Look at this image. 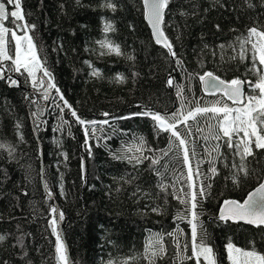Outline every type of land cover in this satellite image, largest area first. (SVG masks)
Returning <instances> with one entry per match:
<instances>
[{
	"label": "trees",
	"instance_id": "16d2710c",
	"mask_svg": "<svg viewBox=\"0 0 264 264\" xmlns=\"http://www.w3.org/2000/svg\"><path fill=\"white\" fill-rule=\"evenodd\" d=\"M106 2L115 4V11L104 7ZM21 7L27 24L35 25L27 31L52 78L38 72L44 83L33 87L23 69L9 70L11 61L0 65L5 66L0 79V264H61L54 216L71 264H148L142 254L157 233L163 234L166 254L156 264H182L185 243L184 254L192 255L191 216L189 205L177 197L190 199L186 194L193 191V182L196 190L205 187L196 211L217 264H230L225 250L229 240L246 249L254 242L264 252V226L218 217L224 200L243 201L261 183L264 149L253 147L255 155L243 162L248 175L240 174L236 183L233 174L241 159L226 138L210 135L209 126L216 121L197 117L187 126L177 123L189 148H195L189 181V165L172 144L171 133L151 116L137 115L186 114L215 100L234 107L221 93L205 94L199 76L212 72L226 81H256L249 72L250 45L248 59L241 60L237 37L247 36L251 27L264 30V0H170L163 29L176 56L154 42L143 0H21ZM106 22L114 31L104 32ZM5 26L14 29L12 18ZM105 39L118 44L121 54L101 47L98 41ZM252 91L245 86L246 94ZM73 110L80 119L96 123L80 124ZM153 159L159 163L152 164Z\"/></svg>",
	"mask_w": 264,
	"mask_h": 264
},
{
	"label": "snow or ice",
	"instance_id": "6c2138e0",
	"mask_svg": "<svg viewBox=\"0 0 264 264\" xmlns=\"http://www.w3.org/2000/svg\"><path fill=\"white\" fill-rule=\"evenodd\" d=\"M170 0H143L144 6L147 9V18L152 25L156 43L162 44L169 50L172 56H176L173 51V46L169 42L168 37L164 34L161 23L163 21L164 10L168 7ZM7 4L14 5L15 10L9 11ZM0 0V65L5 61H11L9 70L20 72L23 69L27 72L28 76L32 78L33 87L38 84L43 85L42 79H37V73L42 71L44 77L51 80V73L44 68L42 62L37 54V48L34 43L33 37L28 34L29 28H35V25H28L25 14L21 7V0ZM104 7L111 8L113 11L116 5L106 2ZM12 18L14 29H9L5 26V21ZM21 22V23H17ZM16 29L24 30L22 35H18ZM114 31V27L110 23H105L104 32ZM11 37V38H10ZM240 41V59H248L249 49L246 47L250 45L252 67L249 72L256 75L255 82L235 78L230 81L221 80L219 76L214 75L212 72H205L199 76V80L203 82L205 92H220L227 101H231L233 106L223 100H215L211 103L210 107H202L199 104L194 109L188 110L187 113L183 110L173 112L171 116L161 115L159 112L145 111L137 115L151 116L157 123L158 127L164 131L170 132L174 138L172 144L182 153L184 162L188 163L187 179L193 180V169L190 163V153L195 154V148H189V139L177 130V123L188 125L189 120L195 121L197 117H208L215 120L214 125H210V135L215 139L226 138L227 146L235 148L236 154L240 156L241 165L237 168V172L233 174L234 182H239V175H248V169L244 165V161L249 156H254L255 149H264V30L258 27H251L248 29L247 36L241 38L237 37ZM101 47H106L110 52H115L117 55L121 54L120 46L105 39L98 41ZM5 66H0V79L4 78ZM98 71L93 75H98ZM122 80L123 77H120ZM11 84L15 85L17 81L11 80ZM168 84H172L169 79ZM245 86L252 89L253 95L246 94ZM50 88H54L55 84H49ZM177 95L182 96V88H178ZM47 98V93H45ZM67 105V101H64ZM71 108V105H67ZM184 106L182 105V108ZM72 116L76 117L80 124H95V121H85L77 116L76 112L72 111ZM107 115V113H105ZM103 123H108L107 120ZM191 127H186V133L191 134ZM88 129H85L87 134ZM207 139V137H205ZM3 147V145H0ZM171 148V146H170ZM143 149V141L141 138V145L139 150ZM219 146H217V150ZM167 154V153H165ZM119 158V157H118ZM137 163H140L139 158H135ZM131 162V158H130ZM159 160L153 159L152 164H158ZM235 167V165H234ZM212 172L215 173L216 169L213 168ZM196 173H199L197 166ZM159 174V173H158ZM190 187L193 189L189 194L190 199H183L177 197L181 203L188 204L187 211L190 213L191 219L189 224L191 227V249L192 255L187 256L186 253L188 244L185 243L183 250L180 252L179 258L183 264L184 260H195L196 264H200L201 260L204 264H217V255L211 243L206 238V233L202 231V226L199 223V213L196 211L198 207V196H202L205 192L203 184L196 190V185L193 182ZM210 187V185L208 186ZM161 188L166 191L164 185ZM156 211V209H153ZM53 214L57 213V209H51ZM59 218L63 219V212H59ZM178 219H186V216H178ZM221 220L228 221H243L245 223L255 225L257 227L264 226V182L260 183L254 191L249 192L247 199L243 202L238 200H224L223 206L220 210ZM53 231L56 235V252L61 264H70L67 255L66 246L61 238V234L56 231L57 220L54 218L51 221ZM167 235L173 236V233ZM4 237L0 236V240ZM177 248L180 249L179 237H176ZM227 258L230 264H264V252L258 251L254 242L250 248L238 247L231 240L225 245ZM166 254V247L164 245L163 234H154L149 237L145 251L142 254L147 260L148 264H156L157 258L163 257ZM133 257L132 259H138ZM127 264V262H125Z\"/></svg>",
	"mask_w": 264,
	"mask_h": 264
},
{
	"label": "water",
	"instance_id": "95a60500",
	"mask_svg": "<svg viewBox=\"0 0 264 264\" xmlns=\"http://www.w3.org/2000/svg\"><path fill=\"white\" fill-rule=\"evenodd\" d=\"M8 7V6H7ZM166 10H167V8L164 10V14H163V21H162V23H161V28H162V30H163V32H164V34H165V31H164V29H163V22H164V17H165V13H166ZM145 21H146V23H147V25H148V27H149V29H150V31H151V35H152V37H153V40H154V42L156 43V38H155V35H154V30H153V28H152V25L149 23V21H148V18H147V9L145 8ZM166 35V34H165ZM169 40V39H168ZM170 42V41H169ZM171 43V42H170ZM157 45H159V46H162L163 48H165L162 44H158V43H156ZM166 50H168L167 48H165ZM169 51V50H168ZM170 53V52H169ZM171 54V53H170ZM215 75V74H214ZM217 76V75H216ZM4 78H5V74H4ZM221 80H223L222 78H220ZM226 81V80H225ZM201 84H202V89H203V91H204V88H203V82L201 81ZM204 93L205 94H207V95H215V94H218V93H220V92H205L204 91ZM222 94V93H221ZM231 102V101H230ZM232 103V102H231ZM262 182H264V178L262 179V181H261V183ZM259 186V185H258ZM257 186V187H258ZM256 188V187H255ZM255 188L253 189V190H251V191H254L255 190ZM250 191V192H251ZM248 196V195H247ZM247 196H246V198L245 199H247ZM244 199V200H245ZM226 200H237V199H233V198H229V199H226ZM243 200V201H244ZM239 201V200H238ZM243 201H240V202H243ZM224 202V201H223ZM223 202H222V204H221V206H220V208H219V215H218V217H220V210H221V207L223 206ZM220 219V218H219ZM221 220V219H220ZM222 221H224V220H222ZM228 222H232V223H242V224H245V225H249V226H253V227H257V226H255V225H251V224H248V223H245V222H243V221H232V220H228ZM61 234H62V239H63V242H64V244H65V246H66V249H67V255H68V257H69V260H70V264L72 263V261H71V256H70V252H69V248H68V244H67V240H66V238H65V235L62 233V229H61Z\"/></svg>",
	"mask_w": 264,
	"mask_h": 264
},
{
	"label": "rangeland",
	"instance_id": "374dc122",
	"mask_svg": "<svg viewBox=\"0 0 264 264\" xmlns=\"http://www.w3.org/2000/svg\"><path fill=\"white\" fill-rule=\"evenodd\" d=\"M248 94V93H247ZM253 94H256V93H254L253 91L249 94V95H253Z\"/></svg>",
	"mask_w": 264,
	"mask_h": 264
}]
</instances>
